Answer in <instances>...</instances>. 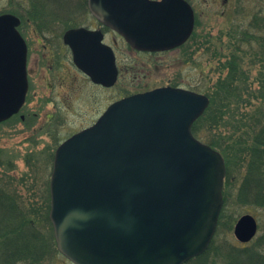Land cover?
Returning <instances> with one entry per match:
<instances>
[{
  "label": "water",
  "instance_id": "1",
  "mask_svg": "<svg viewBox=\"0 0 264 264\" xmlns=\"http://www.w3.org/2000/svg\"><path fill=\"white\" fill-rule=\"evenodd\" d=\"M101 24L137 51L179 48L194 29L185 0H87ZM17 17L0 15V123L17 114L28 91L26 44ZM75 66L112 87L118 70L103 33L65 32ZM209 99L170 86L111 104L90 127L57 148L49 182V220L57 250L74 264H184L216 232L226 170L222 155L191 131ZM242 215L233 234L257 233Z\"/></svg>",
  "mask_w": 264,
  "mask_h": 264
},
{
  "label": "rangeland",
  "instance_id": "2",
  "mask_svg": "<svg viewBox=\"0 0 264 264\" xmlns=\"http://www.w3.org/2000/svg\"><path fill=\"white\" fill-rule=\"evenodd\" d=\"M44 1L55 13H71L73 27L104 33V44L116 53L119 70L114 86L95 85L73 64L71 52L60 37L61 31L55 35L45 34L39 43L26 33L30 44L27 57L29 90L20 112L0 123V184L9 192L17 193L25 202H30V206L33 204L39 224L53 236L49 220L41 217L45 215L41 208L48 206L49 215V182L59 145L93 125L110 104L127 96L167 86L204 94L207 86L218 76L216 68L220 61L205 54L206 48L210 44L225 45L226 42L218 43L219 38L227 41L230 27L236 23L245 24L254 0H187L195 16V28L190 39L179 48L158 54L137 52L129 47L122 37L92 17L83 7L86 0ZM11 2L0 0V13L15 10ZM14 2L22 3L21 0ZM241 7L246 8L245 16L234 19V12ZM258 71V67H251L252 87L256 86ZM206 135H212V132H203V139L199 141L207 144ZM238 179L239 176L233 185V195ZM46 196L48 201L43 199ZM248 213L255 218L258 231L250 242L241 243L235 238L233 229L237 220ZM219 223L213 243H210L214 248L212 251L211 247L208 249L211 251L209 264H226L222 251L229 244L238 248L256 246L264 254V210L254 206L239 207L230 201ZM54 250L43 264H73Z\"/></svg>",
  "mask_w": 264,
  "mask_h": 264
},
{
  "label": "trees",
  "instance_id": "3",
  "mask_svg": "<svg viewBox=\"0 0 264 264\" xmlns=\"http://www.w3.org/2000/svg\"><path fill=\"white\" fill-rule=\"evenodd\" d=\"M251 6L245 24L230 27L227 41L219 38L218 43L225 45L206 48L205 54L220 59L218 76L204 91L208 108L192 126L193 135L200 140L203 132H212L206 135L205 143L225 160L221 214L228 210L230 201L239 207L264 210V0H254ZM245 13V7L236 9L234 19L243 18ZM68 24L74 26L73 22ZM253 66L259 70L255 87L250 81ZM43 199L49 200L48 196ZM28 203L0 184V264H43L56 249L54 237L41 227L33 204ZM46 208H41L45 212L41 217L49 220ZM210 247L212 251L214 244ZM210 250L185 264H209ZM222 252L226 264H264V254L256 246L229 244Z\"/></svg>",
  "mask_w": 264,
  "mask_h": 264
},
{
  "label": "flooded vegetation",
  "instance_id": "4",
  "mask_svg": "<svg viewBox=\"0 0 264 264\" xmlns=\"http://www.w3.org/2000/svg\"><path fill=\"white\" fill-rule=\"evenodd\" d=\"M10 1H12L11 4L15 10L8 11V12H2L0 13V15L2 16L3 14L13 15L17 17L19 20V24L16 27V29L26 44V57H25L26 58V76H27L28 90H29V71H28L29 69H28V58L27 57L29 56L30 44L26 36V33L30 34L33 37L34 41L39 43L40 41L43 40L42 37H45V34L49 33V34L55 35V34H58L59 31H61L60 37H62V40H63V36H65L64 34L66 31L73 29V28H80V26L73 27L72 25L65 23L66 21L71 22V23L73 22L72 19H70L72 14L68 12L64 14L55 13L51 11L50 9H48L44 0H21L22 3L19 2V4H16L14 0H10ZM224 1L226 2L227 0H224ZM25 2H26V5H25ZM85 9L89 11L88 6H87V0H86ZM138 52H141V51H138ZM143 53H151V52H143ZM152 53L158 54V53H163V52L158 51V52H152ZM117 64L118 63H116V66ZM118 73H119V70H118ZM26 97H27V94H26Z\"/></svg>",
  "mask_w": 264,
  "mask_h": 264
}]
</instances>
